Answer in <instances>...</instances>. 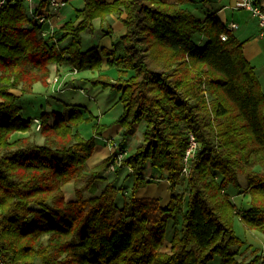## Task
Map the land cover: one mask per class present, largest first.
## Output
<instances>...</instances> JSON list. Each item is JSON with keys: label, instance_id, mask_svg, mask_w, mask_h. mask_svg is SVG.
<instances>
[{"label": "trees", "instance_id": "1", "mask_svg": "<svg viewBox=\"0 0 264 264\" xmlns=\"http://www.w3.org/2000/svg\"><path fill=\"white\" fill-rule=\"evenodd\" d=\"M203 3L83 0L74 19L51 33L21 0L0 5L3 264H208L214 256L221 264H264V250L246 244L234 229L238 217L264 234V92L243 41L213 12H194ZM111 13H124L126 27L112 49L102 50L111 56L115 76L100 72L86 79L118 93L123 111L116 119L120 139L114 140L126 154L113 171H130L128 192L113 182L95 189L113 157L88 170L104 126L86 106L65 102L52 117L42 112L35 131L17 102L34 83L47 82L51 64L66 70H56L62 90L69 88L68 73L98 70L101 56L83 49L82 33L94 18ZM84 125H91L92 135L83 134ZM134 125L141 126V143L127 152ZM16 132L28 134L12 137ZM190 135L196 147L185 160ZM146 166L169 182L164 206L136 195L151 181L143 174ZM70 181L72 200L63 191ZM230 189L249 194L244 207L237 209ZM244 245L248 259L237 257Z\"/></svg>", "mask_w": 264, "mask_h": 264}, {"label": "crops", "instance_id": "2", "mask_svg": "<svg viewBox=\"0 0 264 264\" xmlns=\"http://www.w3.org/2000/svg\"><path fill=\"white\" fill-rule=\"evenodd\" d=\"M66 3L64 6L59 7L52 11L49 20L45 23L47 30L53 31L59 28L64 21L68 19H74L75 11L83 6V0H64ZM112 1V0H105ZM172 1V0H166ZM203 4H198L194 12L198 16H204L206 13L213 12L216 17L220 19L222 23L235 22L237 28L232 33L240 41H243V54L245 58L254 66V72L261 85L262 91L264 92V49L261 46V37L258 32L257 19L251 15V13L243 8L233 7V0H203ZM258 2L264 7V0H258ZM124 13L121 15L109 14L104 20L99 17L93 19L92 28L82 33V47L83 49L94 48L101 56V64L98 70L91 71L89 69L77 72L68 73V79L70 83L69 88L64 89L60 93H49L41 82H36L33 85L32 93L24 94L17 100L21 107V115L24 118L33 119V128L35 130L34 119L39 120L40 114L46 112L50 117L54 112H63L64 103H75L86 106L93 115L96 116V122L104 126L100 135L96 136V144L92 155L87 160V168L94 169L101 164L110 150V145L104 143L107 138L120 139L121 126L116 122V119L120 116L123 111L122 104L118 101V93L111 91L109 88H101L99 86H92L87 77L97 75L100 72H106L111 77L115 76V71L108 67V60L111 56L104 55L103 49H112V41L119 36L123 35L126 31V27L121 21L124 17ZM205 39L201 40L203 43ZM52 72L66 71L64 68L57 69L55 64L50 65ZM90 84L89 89L86 88L85 84ZM84 90H90V92L100 93L102 92L103 100H97V106H99V113L95 114L93 111L82 102L80 95H85ZM69 92V94H67ZM72 93H76L75 95ZM88 97L95 98L94 96L88 95ZM106 107V108H105ZM103 108V109H102ZM135 131L132 136L126 140V147L130 148V143L135 142L136 146L141 143V126L134 125ZM84 135H92L91 125H84L82 127ZM36 131V130H35ZM28 132H16L12 134V137L26 135ZM39 138L42 141L40 134H35V140ZM37 141V140H36ZM41 141H37L40 143ZM135 146V147H136ZM134 147V148H135ZM144 176L149 178L151 181L144 187H140L136 190V195L140 197H155L159 199L161 206L166 205L171 196L169 189V182L164 178L161 173L157 170L151 169L146 166ZM99 176L104 180L102 182H96V190H99L105 182H113L116 186H121L126 191H130L132 185V175L130 171L123 167L117 171L103 170ZM65 198L68 200L74 199V182L70 181L63 186ZM237 190L230 189L229 194L232 196L231 201L237 208H242L246 205L247 196ZM234 229L240 237H242L246 244H250L253 247L260 246L255 240L259 238V242L262 233L256 230L246 229L242 226L240 221L234 220ZM168 244V240H166ZM238 258L248 259L251 256L250 249L246 248L245 245L238 248ZM214 261V262H213ZM218 263L215 260H211L208 264Z\"/></svg>", "mask_w": 264, "mask_h": 264}, {"label": "built area", "instance_id": "3", "mask_svg": "<svg viewBox=\"0 0 264 264\" xmlns=\"http://www.w3.org/2000/svg\"><path fill=\"white\" fill-rule=\"evenodd\" d=\"M27 7V11L31 16L32 20L38 24H45L50 16L52 11L55 9L62 7L65 5L64 0H21ZM233 7L243 8L251 13L256 19L258 24V32L261 37H264V7L258 2V0H233ZM6 0H0V5L4 4ZM226 27L229 31H233L237 28V23L229 22L226 24ZM48 32H52L47 30ZM222 39H226V35L221 36ZM75 72V71H74ZM59 75L55 76L53 79V85L57 84V87L60 85ZM58 90V88H56ZM35 129L38 130L40 126V121L38 119H34ZM113 145L116 147V154L113 157L110 165L108 166V170L113 171L116 166H118L124 158L126 151H122L117 147L116 141L112 139ZM189 146L185 152V160H187L193 153L196 147V141L194 140V136L190 135L189 137ZM184 172H186V168H184ZM0 264H3L1 253H0Z\"/></svg>", "mask_w": 264, "mask_h": 264}, {"label": "rangeland", "instance_id": "4", "mask_svg": "<svg viewBox=\"0 0 264 264\" xmlns=\"http://www.w3.org/2000/svg\"><path fill=\"white\" fill-rule=\"evenodd\" d=\"M72 1V3H73V5H74V2H73V0H71ZM261 46L263 47V49H264V38H263V40H261ZM263 61H264V57H263ZM57 75H59L58 74V72H52V74H50L49 75V77H48V79H47V82L46 83H44L43 85L46 87V88H48V92H62V91H64V90H62V87H63V84L61 83L60 85H59V87H57V85H58V83L57 84H55V85H53L54 83H53V79H54V77L55 76H57ZM68 77V76H67ZM67 77H65L64 78V80L67 78ZM63 80V81H64ZM64 83V82H63ZM85 86H86V88L87 89H89V87H90V84H85ZM56 88H58V90L56 89ZM64 89H66V88H64ZM14 92H17L18 93V91H16V90H13ZM85 91V95H80V97H81V99H82V102L84 103V104H86L92 111H93V113H95V114H97V113H99V106H97V100L98 101H100L101 102V100H103V96H102V92H100V93H95V94H93V92H90V90H84ZM67 94H69V92L67 93ZM72 94H76V93H72ZM88 95H91V96H94L95 95V98H91V97H88ZM106 108V107H105ZM103 109V108H102ZM35 124V123H34ZM34 127V126H33ZM36 130V129H35ZM34 136V140H35V135H33ZM37 141H41V139H39V138H37L36 139ZM35 140V141H36ZM113 140L111 139V138H107V140H104V143H106V144H109L110 145V150H109V152H108V155L106 156V158L107 157H114V155L116 154V147L113 145ZM118 142V141H117ZM126 146H128V145H126ZM136 146V144H135V142H132V143H130V148L129 147H127V152H130V151H132V150H134V147ZM119 147V146H118ZM239 181H240V183L242 184V185H246V183H247V180H246V178L244 177V176H239ZM183 188V185H180V187H179V189H182ZM169 189H170V187H169ZM90 191H92V189L91 190H89V192ZM93 192V191H92ZM241 193H243L244 194V196H247V199H248V197H249V194L246 192V191H242ZM241 193H239V194H241ZM232 197V196H231ZM238 209V208H237ZM239 220V218L238 217H235V220ZM240 221V220H239ZM240 223H241V221H240ZM242 224V223H241ZM242 226L244 227V225L242 224ZM244 228H246V227H244ZM247 229V228H246ZM259 232V231H258ZM261 233V232H260ZM263 234V233H262ZM261 238L262 239H260V242H259V238H257V240H255V242H257L260 246H257L258 248H260L261 250H264V234L263 235H261ZM166 244H167V242H166ZM167 246V245H166ZM165 246V247H166ZM213 260H215L216 262H218V263H215V264H221L220 263V260H219V257L218 256H214V259ZM214 262V261H213Z\"/></svg>", "mask_w": 264, "mask_h": 264}]
</instances>
